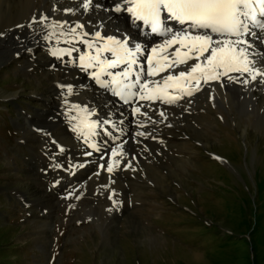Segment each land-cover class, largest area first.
I'll use <instances>...</instances> for the list:
<instances>
[{"label": "rangeland", "instance_id": "1", "mask_svg": "<svg viewBox=\"0 0 264 264\" xmlns=\"http://www.w3.org/2000/svg\"><path fill=\"white\" fill-rule=\"evenodd\" d=\"M9 26L0 19V264H264V106L229 110L204 83L156 134L134 130L113 150L102 136L81 181L61 157L90 145L77 133L90 126L46 101L50 72L25 74Z\"/></svg>", "mask_w": 264, "mask_h": 264}, {"label": "bare ground", "instance_id": "2", "mask_svg": "<svg viewBox=\"0 0 264 264\" xmlns=\"http://www.w3.org/2000/svg\"><path fill=\"white\" fill-rule=\"evenodd\" d=\"M227 1L210 5L223 12ZM143 4L0 0V19L15 31L8 42L27 50L25 74L44 64L52 93L46 101L68 110L77 125L90 126L77 130L90 145L76 140L61 157L73 156L81 181L91 175V160L102 159L95 148L102 136L105 149L113 150L124 148L134 130L156 134L161 120L177 121L195 105L191 96L204 83L229 110L264 106L258 96L264 89V0H236L229 27L198 17L183 21L179 0H156L154 17L143 19L137 14ZM111 166L108 161L106 171Z\"/></svg>", "mask_w": 264, "mask_h": 264}, {"label": "trees", "instance_id": "3", "mask_svg": "<svg viewBox=\"0 0 264 264\" xmlns=\"http://www.w3.org/2000/svg\"><path fill=\"white\" fill-rule=\"evenodd\" d=\"M233 240H236V239H234V238H232Z\"/></svg>", "mask_w": 264, "mask_h": 264}]
</instances>
